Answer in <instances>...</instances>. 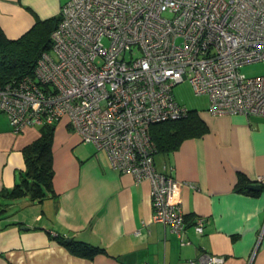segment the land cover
Wrapping results in <instances>:
<instances>
[{
    "label": "built area",
    "instance_id": "2783aa9c",
    "mask_svg": "<svg viewBox=\"0 0 264 264\" xmlns=\"http://www.w3.org/2000/svg\"><path fill=\"white\" fill-rule=\"evenodd\" d=\"M50 40L32 74L0 86V110L16 132L65 120L112 170L149 183L152 219L185 243L182 182L155 167L148 127L187 114L172 92L184 80L212 115L264 117V74L241 71L264 62V0H68ZM193 228L204 231L201 216ZM223 261L202 252L188 264Z\"/></svg>",
    "mask_w": 264,
    "mask_h": 264
},
{
    "label": "crops",
    "instance_id": "0c3cea01",
    "mask_svg": "<svg viewBox=\"0 0 264 264\" xmlns=\"http://www.w3.org/2000/svg\"><path fill=\"white\" fill-rule=\"evenodd\" d=\"M67 1L0 0V27L18 38L38 20L58 18ZM207 108L197 111L204 134L154 155L157 170L182 182L185 243L152 219L149 183L112 170L106 153L82 142L65 120L53 127L51 190L40 199L7 193L24 174L23 149L41 126L16 132L0 110V264H188L202 252L223 256L222 264H264V189L234 190L239 174L247 184L264 175V117ZM198 216L201 234L193 228ZM61 237L102 251L80 254Z\"/></svg>",
    "mask_w": 264,
    "mask_h": 264
},
{
    "label": "trees",
    "instance_id": "16d2710c",
    "mask_svg": "<svg viewBox=\"0 0 264 264\" xmlns=\"http://www.w3.org/2000/svg\"><path fill=\"white\" fill-rule=\"evenodd\" d=\"M58 18L38 20L32 28L15 39L8 38L0 27V86L11 78L32 74L37 59L51 46L50 33L58 24ZM41 126V134L24 149L26 169L19 182L7 190L10 195L29 194L33 199H40L51 190L52 152L51 141L54 125ZM207 131V125L198 116L197 110L187 108V114L180 118L166 119L152 123L148 135L154 144V153L175 150L189 137L199 136ZM244 175L239 174L234 186L236 192L258 194L248 189ZM58 241L72 251L92 256L101 250L82 241Z\"/></svg>",
    "mask_w": 264,
    "mask_h": 264
},
{
    "label": "rangeland",
    "instance_id": "374dc122",
    "mask_svg": "<svg viewBox=\"0 0 264 264\" xmlns=\"http://www.w3.org/2000/svg\"><path fill=\"white\" fill-rule=\"evenodd\" d=\"M105 41V40H104ZM137 52H133V56H136ZM126 58H129V53H125ZM241 71L246 76H257L264 74V62L257 61L245 64L241 67ZM33 73V72H32ZM175 99L185 105L189 109L199 110L206 108L208 105V97L205 94H195L191 84L188 80L176 83L172 88Z\"/></svg>",
    "mask_w": 264,
    "mask_h": 264
},
{
    "label": "water",
    "instance_id": "95a60500",
    "mask_svg": "<svg viewBox=\"0 0 264 264\" xmlns=\"http://www.w3.org/2000/svg\"><path fill=\"white\" fill-rule=\"evenodd\" d=\"M248 189L260 191L264 189V184L257 183V182H251L246 185ZM65 241H70V238H65Z\"/></svg>",
    "mask_w": 264,
    "mask_h": 264
}]
</instances>
